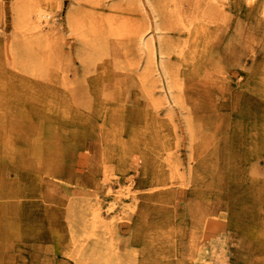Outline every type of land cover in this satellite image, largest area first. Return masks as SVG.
<instances>
[{"label": "rangeland", "instance_id": "obj_1", "mask_svg": "<svg viewBox=\"0 0 264 264\" xmlns=\"http://www.w3.org/2000/svg\"><path fill=\"white\" fill-rule=\"evenodd\" d=\"M34 7L51 18L54 29H46L47 43L53 44V39H58L64 49L61 56L67 58L62 67L66 70L65 83L59 85V77L58 81L54 80L52 72L57 67L50 64L53 56L49 55L53 49L48 45L37 75L24 74L25 81L33 85L30 86L32 97L26 99L23 96L17 103L13 98L16 93L18 97L20 95L19 85L1 78L3 47L23 40L22 37L30 40L25 35L28 34L25 25L32 22L33 17L29 14L24 20L26 17L22 11ZM156 15L159 14L146 0H0V146H4L0 148V179L12 174L13 170L20 171L22 178L30 179L31 185L23 194L33 196L21 202L34 203L19 206L21 214L18 216L13 213L0 216V254L6 257L5 250L9 249L6 258L13 264H20L16 257L20 251L25 253L24 264H58V260H64L61 245H58V241H67L64 224L72 221L71 212L76 206L81 218H88L90 203L96 202L94 192H98V209L105 222L109 220L106 214L108 205L111 201L118 202V207L123 206L121 209L130 213L129 220L119 221L123 225L121 230L130 231L132 237L136 225L139 231L133 236L137 239L148 237L152 242L148 245L152 253L147 255L144 247L136 255L139 260L151 257V262L158 264L157 252H154L157 249L161 253V264H168V261L190 264V241L201 228V216L208 215L205 221L219 222L223 227L219 230L220 225L217 233L206 234L203 238L201 246L205 264H264V222L256 220L264 217V200L250 201L261 193V188L264 189V140L254 142L249 137L252 134L247 135L244 129H240L241 139L234 138V130L240 121L259 137L264 133L261 130L264 126V99L251 102L259 105L257 116L246 112L247 97L253 96L251 93L249 96L248 86L253 91L258 89V93L260 88L253 87L247 80L248 74L255 71L252 79L258 76L255 83L264 86V28L246 32L250 42L247 54L241 55L244 47L237 42L226 51L237 58L239 55L243 57L240 59L243 67L237 61L228 66L231 89L226 94H234L230 107H238L237 115L231 116L234 135L230 133L225 137L218 154H211L214 161L204 173L197 174L198 167L188 165L191 153L198 155L194 150L197 142L190 147L183 132L184 109L180 103L171 101L172 94L165 92L157 53L160 30H154ZM229 19L227 32L232 34L234 15ZM69 20L76 30L69 28ZM160 32L167 34L164 37L167 40H177L176 32ZM227 32L223 30L221 35ZM142 40L153 42V57L150 49L141 45ZM84 42L91 44L88 49L84 48ZM56 60L54 56L53 63ZM90 60L84 69L81 63ZM6 70L22 73L15 68L7 67ZM183 80L188 95L186 104L192 107L195 99H199L198 92H202L201 79L187 76ZM176 91L173 87L172 93ZM236 92L242 95L237 96ZM221 97L219 94L218 98ZM73 100L74 105L71 104ZM80 109L91 113L95 119L85 126L74 127L73 121L78 118L76 114ZM197 110L204 114L203 106ZM144 115L150 118L145 121L147 124L141 122ZM149 115L156 116L157 120L151 121ZM114 121L117 126L123 124L125 128H118L117 133L112 134L110 127ZM5 123L12 125L19 138L17 147L11 151L20 149L23 155L18 167L12 165L9 155L3 157L4 148L9 147L6 139L12 135L11 128L6 129ZM98 124L107 130L102 132L96 127ZM173 124L177 126L174 128ZM18 125L19 133L15 130ZM132 125L135 130L131 129ZM108 129L118 147L110 143V138L102 139ZM214 131L216 139L226 135L224 131ZM138 143L143 148L138 149ZM121 146H129L130 151L117 156ZM174 155L178 158L176 169L165 163L167 157ZM129 160L133 165L123 169ZM26 163L33 167L29 170ZM105 164L103 170L101 165ZM133 167L136 171L131 170ZM248 169L255 170L251 173ZM100 177L105 178L103 183L98 182ZM254 181L257 188L248 187ZM125 192L127 196L121 195ZM134 196L136 200L131 201L130 197ZM10 199V194L4 196L0 191L2 204ZM230 203H233L232 208ZM241 204L245 208L237 209L236 206ZM252 243L254 245L250 247ZM259 244L263 245L262 249ZM242 248L246 256L239 260L236 255Z\"/></svg>", "mask_w": 264, "mask_h": 264}, {"label": "bare ground", "instance_id": "obj_2", "mask_svg": "<svg viewBox=\"0 0 264 264\" xmlns=\"http://www.w3.org/2000/svg\"><path fill=\"white\" fill-rule=\"evenodd\" d=\"M146 1L150 5L151 9L155 13L159 14L156 15L155 18L156 20L154 30L176 32L177 35V40H167L164 38L167 34L164 35L159 31V38H157V53L159 54V62L162 70L161 76L164 80L165 92L170 96L172 94L173 99L171 101L176 104L180 103V105H182V108L184 109V113L182 114L183 132L186 134V138L190 143V147L193 148L195 141L197 142L194 150L196 149L198 151V155L196 157L191 153V158L189 159L188 165L194 168L198 167L199 170L197 174L204 173L205 170L209 167V164L214 161L211 158V154H218V148L220 147L221 142L225 139L226 136H228L230 133H232L231 136H233L235 133L234 138H242L240 129H244L247 135L252 134L249 137L256 143L260 141L259 139L264 140V133H260L259 137L257 134L253 133L251 128L242 125L243 121H240V124H238L236 130L233 129V133V120H231V116H233L234 114L237 115L238 107H230V101H232V95L234 94H226L229 92V89H231L230 77L228 76V66L234 65L235 63L233 62L237 61L239 65L241 64V66L243 67V63H241L240 61V59L243 58L241 57V55L248 53L250 42H248L249 39L245 36L246 32L249 30H254L255 32H257L259 28H264V0ZM22 12H24L23 15H25L26 17L24 20L29 18V14H32L33 17V21L26 24L30 26V29L29 26L25 25L28 31V34L25 35H27L30 40H26L24 37H22L23 40H19L12 45L3 47V63L1 68V74L3 75H1L2 79H6L7 82H11V84L13 85L15 83L19 85L21 91L20 95L18 97V93H16L13 98L14 101H17V103L21 102L19 101V99L23 96L26 99H30L32 97L30 86L33 85L25 81L24 78L27 77L24 74L26 72H29L32 75H37V72L41 70L43 57L44 54L47 53L46 50L48 45H52L51 48L53 49V53L50 54L49 57L53 56L52 60L54 59V56L58 59L54 63L51 60L50 64H52V66L54 67H57V70H55V72H52V74L54 76V80L56 79V81H58L57 77H59V85L61 86L65 83L64 73L66 71L63 70L62 67L66 65L67 60L66 57L61 56V53L64 52V49L62 45L59 44L60 41L58 39H53V44L49 43L50 41H48L47 43V40H45L47 38H45L46 29H54L49 15L36 7L30 10L27 9ZM232 15H234V20H232V22H234V25L231 30L232 34H228L227 28L230 29L229 18ZM68 26L72 31L76 30L75 26L71 23L70 20L68 21ZM223 30H226V35H221V32L223 33ZM96 34L98 35L99 32H96ZM234 42L240 43V45H243L244 47V51L241 55H239L240 58H237V56L235 57L232 53H230L229 55L226 52L227 50L232 49V44ZM83 45L85 49H88L91 44H87L84 42ZM141 45L147 46L150 49V55L153 57V42L150 40H142ZM80 49L81 48L79 47V50ZM77 50L78 48H76L75 51ZM150 55L149 58L152 59ZM165 56L166 58L164 59ZM170 59H173L175 62L173 63L172 61H170ZM59 60H61L60 64ZM90 62L91 60L83 61L84 64L81 63V65L84 69H86ZM174 65L175 67H173ZM7 67L18 69L22 73H12L6 70ZM118 68L120 67L118 66ZM184 72L187 74H185ZM262 72L264 73V69ZM253 74H255V71L248 74L250 77H248L247 80L254 85L253 87L260 88L258 93V89L253 91L251 86H248L247 91L249 92V96L250 93L253 96L247 97L249 101L247 103L248 106L246 108V112L257 116L256 113L257 110H259V105L252 104L251 102L254 101L255 103H258L261 101L260 99H264V86H259L260 84L257 85L255 83L254 80L257 79L258 76L252 79L251 76ZM113 76L114 78H116L115 75ZM187 76H190L192 78L193 76L200 77L201 80L199 83L202 84L200 85L202 92H198L199 99H195L194 103H192V107H187L186 104L188 95H186L187 93L185 92L186 85L183 79ZM74 77H78V75H75ZM173 87L177 90L175 93H172ZM52 89H54V87ZM46 93L48 94V92ZM56 94L59 95V93L57 92ZM219 94L222 95L221 98H218ZM236 95L240 96L242 94L240 92H236ZM61 96L66 98L67 100V97L63 92H61ZM183 96L185 97V102L183 100ZM237 96L236 98H238ZM200 97H203V100H201ZM71 104L74 105L75 101L73 100ZM200 105L203 106L204 114H201L197 110ZM78 113L79 114H76L78 118H76L75 122L73 121L74 127H81L82 125L85 126L92 119H95L94 116L91 115V113L85 112L84 109H80ZM122 115L123 114H121V116ZM149 116L151 117V121L157 120L156 116ZM141 119L143 120L141 122H144L145 124H147L145 121L150 120L149 117L145 118V115L142 116ZM215 121L217 122L214 123ZM5 125L6 129L9 130L11 128L10 134H12L13 136L11 135L6 139L9 143V147L11 148L5 145L6 147L4 148L5 152L3 154V157L6 158L9 155L12 165L18 167L22 162L23 155H21L20 149H17L12 153L11 151L15 147H17L16 145L19 143V138L14 133L15 131L14 129H12V125L10 123H5ZM112 125L113 126L110 127L112 134L117 133L118 128L120 130H123V128H125L123 124L117 126V123L115 121L112 122ZM175 126L177 125L173 124L174 128ZM96 127L98 129H101L102 132L103 130H107L99 124L96 125ZM19 129L20 125H18L15 130L18 132ZM131 129L135 130L134 125H132ZM215 129L226 132V135H224L220 139H216L213 135ZM261 130L264 132L263 125L261 127ZM171 132L174 133L172 128ZM105 134L106 137L102 139L110 138V143L114 147H118V144L113 140V136L109 129L108 134ZM165 134H167V132H165ZM11 144H13V147ZM105 145L106 143L103 146ZM136 145L138 149L139 147H141L139 143ZM3 147L4 146H0V148L2 149ZM107 147H105V149H108ZM123 148L124 147L121 146V150H119V154L117 156H121V154L125 155L130 151L129 146H125V148ZM131 149L134 150L135 147H131ZM148 151L150 152L149 149ZM120 160L125 161V159L121 157ZM177 160V155H174L171 157H167L165 159V163L176 169L178 167L176 165V163H178ZM143 163H146V161H143ZM131 164L133 165V163H131V160H129V164L127 163L123 167V169L130 168ZM106 165L107 164L101 165L103 170ZM142 165L144 166V164ZM26 167L30 170L33 166L30 163H26ZM24 170L27 169L24 168ZM131 170L136 171V168L133 167L131 168ZM248 170L253 173L255 169ZM11 172L12 174H7L5 175V177H2L0 179V191L2 192V194L4 196H7L8 194L11 195V199L9 202L6 201L4 204L0 202V216H5L8 214L11 215L12 213L14 214V216H18L21 214L19 206H24L25 204H27V206L34 205L33 201L27 202L25 204L21 202L22 199L24 200L25 198H28L27 200H29V198L33 197L30 194H28L27 196L23 194L31 186L29 184L30 179L24 176L22 178L20 171H18L17 169ZM102 174L104 175V171ZM102 174L101 176H103ZM104 181L105 178L104 180L101 177L98 179L99 183H103ZM245 186V184L242 185L243 188H245ZM250 186L252 188H257V186L255 185V181L250 182L248 187ZM127 192L122 193L121 195L127 196ZM15 193L17 194L15 195ZM97 193H93L94 200L96 202L90 203L92 206H90L88 209V212L90 214L88 215V218H81V213L79 212V208L77 206L72 209V221H67L64 224V231L67 234V241H58V245H61L60 251H62L63 257H65L62 261L58 260V264H140L143 261L144 263L142 264H154L153 262H151V257L148 260H139L136 257V255L140 253L139 250H143L144 247L147 255H150L152 253L150 251L151 249L148 247L149 244H152L149 238L143 237V239H137L136 237H134V233L139 231L136 225L133 226V238L130 237V231L121 230L123 229V225H121L119 221L123 222L125 220H129L130 213H127L126 210L121 209L123 206L118 207V202L111 201V203L107 207L108 211L106 212L109 218V223L108 221L105 222L98 209L99 198L96 199ZM130 198H132L131 201L136 200L135 196ZM260 199L264 200L263 188H261V193L258 196H254L250 201H253L254 203ZM27 200L24 201L26 202ZM133 204L136 205L137 202H133ZM232 207L233 203H230V208ZM236 207L237 209L245 208L242 204ZM171 218L173 217H170L169 219ZM206 218H208V215L201 216V224L199 225L201 228L197 231V235L195 234L190 241L191 244L188 247L190 251L188 256L191 259V261H189L190 264H205L203 253L204 249L201 246L204 243L203 238L206 234L217 233V231L221 230V228L223 227V224L219 222L211 220L205 221L204 219ZM130 220L132 221V219ZM256 220L264 222V217L263 219L260 218ZM105 223L108 224L106 225ZM220 225L222 226L219 229ZM4 244V246H6L7 243L5 242ZM253 245L254 244L252 243L250 247H253ZM259 247L260 249H262L263 245L259 244ZM154 252H157L155 256L157 255L159 258V261L157 263L161 264L162 260L160 258V251L156 249L154 250ZM262 252L260 254H262ZM8 253L9 249H6L4 255L7 257ZM253 253L255 254L257 253V251ZM24 255V251H20L19 254L16 253V257L20 264H24V262H26L22 260ZM258 255L259 253L257 254V256ZM245 256L246 254L244 248L237 251V259L242 260ZM6 257L0 254V264L12 263L11 260ZM167 263L173 264L169 261Z\"/></svg>", "mask_w": 264, "mask_h": 264}]
</instances>
